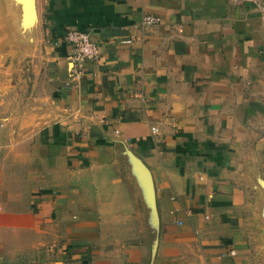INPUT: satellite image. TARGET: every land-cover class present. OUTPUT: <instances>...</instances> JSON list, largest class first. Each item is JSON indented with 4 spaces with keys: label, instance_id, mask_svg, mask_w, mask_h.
<instances>
[{
    "label": "crops",
    "instance_id": "0c3cea01",
    "mask_svg": "<svg viewBox=\"0 0 264 264\" xmlns=\"http://www.w3.org/2000/svg\"><path fill=\"white\" fill-rule=\"evenodd\" d=\"M34 13L53 67L0 96V264H264V0ZM75 29L99 46L78 78Z\"/></svg>",
    "mask_w": 264,
    "mask_h": 264
},
{
    "label": "rangeland",
    "instance_id": "374dc122",
    "mask_svg": "<svg viewBox=\"0 0 264 264\" xmlns=\"http://www.w3.org/2000/svg\"><path fill=\"white\" fill-rule=\"evenodd\" d=\"M10 20H15L18 29L8 25ZM41 31L35 16L29 18L27 15L26 0H0V86L3 85L0 96L12 90L21 98V78L29 92L44 90L46 83L48 86L53 66ZM22 32H27V38H21ZM125 245L129 244H117L116 249L121 251Z\"/></svg>",
    "mask_w": 264,
    "mask_h": 264
},
{
    "label": "built area",
    "instance_id": "2783aa9c",
    "mask_svg": "<svg viewBox=\"0 0 264 264\" xmlns=\"http://www.w3.org/2000/svg\"><path fill=\"white\" fill-rule=\"evenodd\" d=\"M157 18L147 16L145 21L147 23H154ZM63 41L71 48L68 56L72 67L71 73L75 78L80 75L87 68L88 64L97 61L99 58V46L94 42L89 34L83 30H69L64 34ZM155 128H153V131ZM235 255L234 250H228L220 254L221 257Z\"/></svg>",
    "mask_w": 264,
    "mask_h": 264
},
{
    "label": "bare ground",
    "instance_id": "6f19581e",
    "mask_svg": "<svg viewBox=\"0 0 264 264\" xmlns=\"http://www.w3.org/2000/svg\"><path fill=\"white\" fill-rule=\"evenodd\" d=\"M27 5V15L29 18L35 16L34 15V0H26Z\"/></svg>",
    "mask_w": 264,
    "mask_h": 264
}]
</instances>
